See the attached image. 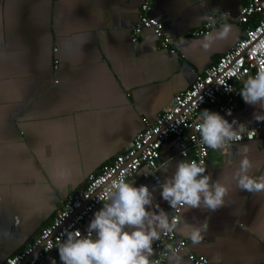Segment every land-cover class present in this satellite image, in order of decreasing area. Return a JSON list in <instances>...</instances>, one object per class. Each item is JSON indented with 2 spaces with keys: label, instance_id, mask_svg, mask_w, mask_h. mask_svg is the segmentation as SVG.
Returning a JSON list of instances; mask_svg holds the SVG:
<instances>
[{
  "label": "crops",
  "instance_id": "crops-1",
  "mask_svg": "<svg viewBox=\"0 0 264 264\" xmlns=\"http://www.w3.org/2000/svg\"><path fill=\"white\" fill-rule=\"evenodd\" d=\"M141 2L0 0V264L53 220L89 174L127 148L143 128L142 117L156 119L244 34L242 0H154L150 14L174 38L176 53L160 48L150 29L133 42ZM211 12L228 16L207 35H196ZM225 25L228 36L205 49L206 37ZM205 109L218 113V105H206L199 118ZM255 111L241 97L232 114L222 116L248 127L259 123ZM245 146L250 174L264 175V134L209 148L206 174L229 187L225 204L181 213V226L207 223L198 245L180 231L176 237L188 239L187 251L205 255L208 264H264V191L242 190L233 179ZM179 150L173 137L162 147L159 182L146 179L145 168L126 180L155 188V200L169 216L171 206L158 187L186 160ZM187 251H171L168 264H193ZM157 255L153 247L150 263ZM53 258L61 264L57 248L39 264Z\"/></svg>",
  "mask_w": 264,
  "mask_h": 264
},
{
  "label": "built area",
  "instance_id": "built-area-1",
  "mask_svg": "<svg viewBox=\"0 0 264 264\" xmlns=\"http://www.w3.org/2000/svg\"><path fill=\"white\" fill-rule=\"evenodd\" d=\"M153 4L154 0H142L139 19L133 27L132 40L136 42L145 29H150L160 48L176 53L174 38L164 31L162 22L150 14ZM227 16L226 12H211L195 34L207 35L214 24L224 22ZM238 21L245 25L243 36L203 73L198 74L187 89L176 93L171 103L162 109L156 119L142 117L143 128L127 148L102 165L99 171L89 174L84 188L73 193L53 220L42 227L39 234L21 251L8 256L4 264H39L41 259L66 239L64 232L79 229L82 234L87 235V228L83 225L92 213L103 207L105 201L99 197L112 181H118L121 177L126 181L141 168H145L143 176L159 182L161 149L171 137L178 143L179 153L183 158L188 161L195 159L198 163L203 159L205 166L207 165L210 149L201 145L200 135L195 131L196 125L201 122V109L214 104L218 105V113L221 115L227 114L229 110L232 112L236 101L242 97L240 91L245 80L250 75L255 76L260 62L264 61V0H242ZM54 62V67L57 68L59 60L55 59ZM252 129L258 131L251 139L254 140L264 134V122L245 127L240 133V141L250 140L248 133ZM193 136L196 137L195 140L192 139ZM183 208H171L169 217L180 218ZM49 242L53 247L51 251H46ZM153 247L157 248L158 255L150 264H168L171 251H187L188 239L177 238L176 231L167 234L162 232L160 239L153 242ZM187 256L193 264L209 262L205 255L193 250H188Z\"/></svg>",
  "mask_w": 264,
  "mask_h": 264
},
{
  "label": "clouds",
  "instance_id": "clouds-1",
  "mask_svg": "<svg viewBox=\"0 0 264 264\" xmlns=\"http://www.w3.org/2000/svg\"><path fill=\"white\" fill-rule=\"evenodd\" d=\"M229 30L230 27L225 25L215 37L209 35L203 47L208 49L214 39L226 38ZM228 91L231 89L228 88ZM240 93L245 103L257 108L253 120L264 122V61L260 62L255 76H248ZM231 114L229 110L228 115ZM200 121L195 128L200 135V143L214 151L224 149L230 142L240 141V133L246 127L237 120L229 122L220 113L208 109L202 111ZM257 134L258 131L252 129L248 139H253ZM247 151L245 146L239 153L242 158L233 179L242 190L264 191V175L250 174L252 163ZM206 171L203 159L199 163L195 159L180 160L175 172L158 187L162 189L161 197L172 209L206 207L215 211L223 207L230 189L219 181L212 183ZM155 191V188L150 190L148 185L137 187L130 184L123 177L112 181L99 197L105 203L94 213L87 226V235L79 229L63 233L66 239L57 248L61 264H150L153 242L160 239L162 232L180 231L187 235L193 245L200 244L207 223H184L181 226L178 216L170 218L168 212L156 202ZM52 247L49 242L45 250L51 251ZM51 264H56L55 258Z\"/></svg>",
  "mask_w": 264,
  "mask_h": 264
}]
</instances>
